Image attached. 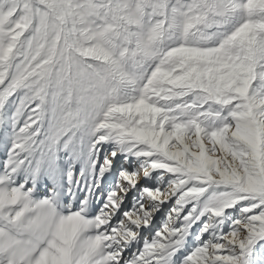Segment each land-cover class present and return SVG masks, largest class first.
I'll return each instance as SVG.
<instances>
[{"label": "snow or ice", "instance_id": "1", "mask_svg": "<svg viewBox=\"0 0 264 264\" xmlns=\"http://www.w3.org/2000/svg\"><path fill=\"white\" fill-rule=\"evenodd\" d=\"M0 264H264V0H0Z\"/></svg>", "mask_w": 264, "mask_h": 264}]
</instances>
